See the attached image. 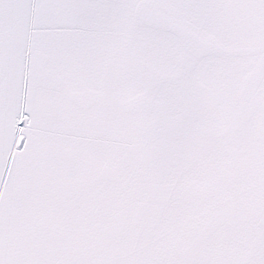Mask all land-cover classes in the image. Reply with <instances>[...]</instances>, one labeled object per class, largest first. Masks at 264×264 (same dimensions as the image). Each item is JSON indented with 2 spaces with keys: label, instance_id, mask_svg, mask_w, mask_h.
Listing matches in <instances>:
<instances>
[{
  "label": "snow or ice",
  "instance_id": "snow-or-ice-1",
  "mask_svg": "<svg viewBox=\"0 0 264 264\" xmlns=\"http://www.w3.org/2000/svg\"><path fill=\"white\" fill-rule=\"evenodd\" d=\"M0 264H264V0H0Z\"/></svg>",
  "mask_w": 264,
  "mask_h": 264
}]
</instances>
